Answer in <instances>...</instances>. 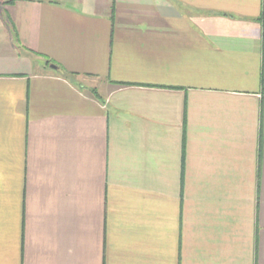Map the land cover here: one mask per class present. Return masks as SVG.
<instances>
[{"label":"crops","instance_id":"crops-1","mask_svg":"<svg viewBox=\"0 0 264 264\" xmlns=\"http://www.w3.org/2000/svg\"><path fill=\"white\" fill-rule=\"evenodd\" d=\"M6 1L0 264H264V0Z\"/></svg>","mask_w":264,"mask_h":264},{"label":"trees","instance_id":"trees-1","mask_svg":"<svg viewBox=\"0 0 264 264\" xmlns=\"http://www.w3.org/2000/svg\"><path fill=\"white\" fill-rule=\"evenodd\" d=\"M14 0H7L6 3H9V2H12ZM47 63H50V61H48ZM62 76L66 77V78H69L72 76V73L70 72H67V71H64L62 70V72L60 73Z\"/></svg>","mask_w":264,"mask_h":264},{"label":"water","instance_id":"water-1","mask_svg":"<svg viewBox=\"0 0 264 264\" xmlns=\"http://www.w3.org/2000/svg\"><path fill=\"white\" fill-rule=\"evenodd\" d=\"M48 67L54 71H57V72H62L61 68H59V66H57L56 64L54 63H49L48 64Z\"/></svg>","mask_w":264,"mask_h":264}]
</instances>
